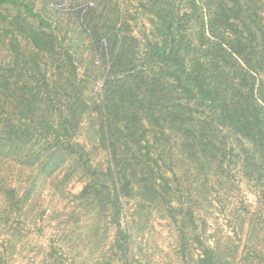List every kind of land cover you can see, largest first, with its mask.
I'll return each instance as SVG.
<instances>
[{"label":"trees","instance_id":"obj_1","mask_svg":"<svg viewBox=\"0 0 264 264\" xmlns=\"http://www.w3.org/2000/svg\"><path fill=\"white\" fill-rule=\"evenodd\" d=\"M70 8L88 37L87 59L73 45L77 31L30 0H0V38L15 52L0 59L6 244L19 231H73L60 219L65 207L49 217L36 206L42 175L68 165L63 187L86 181L77 207L92 215L74 230L112 227L121 264L132 258L126 201L145 207L146 222L161 205L178 225L180 264H264V0H80ZM100 152L103 166L94 163ZM215 192L228 213L214 205L222 200L211 199ZM215 213L230 233H206Z\"/></svg>","mask_w":264,"mask_h":264},{"label":"rangeland","instance_id":"obj_2","mask_svg":"<svg viewBox=\"0 0 264 264\" xmlns=\"http://www.w3.org/2000/svg\"><path fill=\"white\" fill-rule=\"evenodd\" d=\"M34 2L35 8L38 11L46 14L55 23L62 24L63 27L74 29L77 31L73 37L74 47H80L78 55H82L83 59L89 58L88 51V37L81 35L79 27L75 18L67 15L71 9L72 3L78 4L80 0H30ZM51 4V5H50ZM70 4V5H69ZM67 11V12H65ZM71 13V12H70ZM68 13V14H70ZM8 38H0V59L7 61L14 54V50L8 43ZM22 48L27 42H21ZM27 53H30L29 51ZM81 73L86 69L85 65L88 61L81 59ZM44 66V65H43ZM96 91V87L92 88ZM86 124V122H84ZM88 124V123H87ZM86 124V125H87ZM87 141V140H86ZM94 163L98 166H103L105 163V154L100 152L95 155ZM69 173L68 165L61 167L53 176L47 177L42 175L40 181L43 183L39 189V196L36 200V206L39 212L45 211L49 217H53L54 211L61 212L65 207L66 216L61 217L65 223H70L73 231H54V227L45 228V231H19L20 235L15 239L12 238V245H7L6 242L10 238L9 231H0V240L4 241L6 247H1L0 252L3 256L4 264H121L119 258L114 257V250L112 249L113 239L115 238V231L109 227V231L100 229L98 231H82V227L89 225L92 220V215L87 214L85 209L83 211L77 207L78 201L76 196L86 184V181L75 178L69 184L64 183ZM239 177V175H237ZM211 184H216L215 179H210ZM62 189H58L61 188ZM243 191L246 193V186L241 184ZM219 188L216 185V190ZM193 191V196L196 195V190ZM238 193L237 197H241L242 191ZM221 197V202H216V207L230 208L229 203L222 195L213 193L211 196ZM178 199V198H177ZM251 201L254 200L250 196ZM127 202L126 210L128 213V226L132 235L131 239V262L130 264H180L178 259L177 242L178 239V225L172 224L166 218L165 210H161V205L154 206L152 214H150V221L146 222L147 210L137 206L131 202ZM208 200L203 201V208L205 211H211L210 205H207ZM228 206V208H227ZM232 207V205H231ZM138 212L140 215L138 216ZM215 211H212L214 213ZM210 216V215H209ZM80 218L82 227L79 231H75L76 225L74 221ZM55 222V221H54ZM100 225H107L106 221H98ZM207 231L214 233L215 230H222V232H229L230 228L227 225L225 216L215 213L207 220ZM234 237V236H233ZM226 240V239H225ZM234 241L244 246V239L239 237L238 241L234 237ZM114 251V252H113ZM111 258V260H109Z\"/></svg>","mask_w":264,"mask_h":264}]
</instances>
